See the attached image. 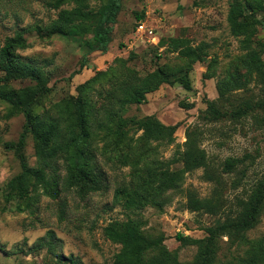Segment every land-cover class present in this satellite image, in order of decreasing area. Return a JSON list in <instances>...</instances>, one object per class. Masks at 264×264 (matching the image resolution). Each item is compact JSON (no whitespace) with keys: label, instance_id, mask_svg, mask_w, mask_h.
Returning <instances> with one entry per match:
<instances>
[{"label":"rangeland","instance_id":"374dc122","mask_svg":"<svg viewBox=\"0 0 264 264\" xmlns=\"http://www.w3.org/2000/svg\"><path fill=\"white\" fill-rule=\"evenodd\" d=\"M51 1L0 0V48L7 37L23 30L28 45L18 53L49 76L50 91L40 97L33 108L35 113H52L56 103L78 95V87L94 77L96 88L110 89L133 80L136 75L142 77L159 65L174 76L185 71L187 62L178 53L171 52L166 45L143 43L134 36L137 13H144L146 21L163 39L184 36L194 45L206 44L208 54L205 60L191 64V88L181 82L163 83L147 93L143 103L128 104L123 113L133 120L154 115L166 125H176L173 143L151 144L157 165L162 163L179 179L178 187L162 195L165 200L160 206L149 203L142 209L130 210L115 200L116 188L129 180L132 171L131 164L123 166L117 162L123 153L130 151L122 144L116 150L112 147L103 150V154L97 151L107 177L105 188L81 195L73 186L62 190L56 199L43 195L38 188L35 206L17 211L16 203L22 201L16 197L8 200L5 191L7 182L22 167L16 151L7 145L19 140L25 117L13 113L11 105L0 98V247H4L0 249V264H58L60 259L71 256L78 264H113L121 244L107 238L104 227L111 221L130 218L140 221L145 235L163 236V244L178 252L183 263L192 261L197 246L184 244L177 235L205 237V227L235 217L239 204L246 202L264 179V22L256 25L252 20H242L236 33L229 21L232 0H116L115 10L111 7L112 0H86L89 10L98 12L106 6L108 13H113L108 24L111 32L107 52L102 53L85 43L92 34L81 37L37 33L36 26L46 32L62 8L77 6L71 0L56 9L50 5ZM257 17L262 19L263 12H258ZM213 58L216 62L209 68ZM3 74L0 69V88L19 91L22 99L27 100L26 88L32 81L16 79L5 83L1 81ZM220 86L225 88L224 94ZM91 94L97 113L93 120L106 118L101 108L104 101L94 92ZM208 101L228 113L248 103L254 107L239 117L229 114L211 120L206 116ZM142 132L130 133L137 140L129 144L134 154L147 150L139 138ZM189 138L206 152V167L186 170L181 153ZM24 153L28 164L37 167L32 135L27 138ZM228 158L238 159L231 172L224 170ZM190 189L202 198L215 197L220 206L217 213L190 211L186 207V192ZM50 231L54 250L34 249L41 238H51ZM248 236L264 238V211ZM227 239L220 240L219 255L223 261L228 260L230 250ZM247 247L243 245L237 253L245 255Z\"/></svg>","mask_w":264,"mask_h":264},{"label":"trees","instance_id":"16d2710c","mask_svg":"<svg viewBox=\"0 0 264 264\" xmlns=\"http://www.w3.org/2000/svg\"><path fill=\"white\" fill-rule=\"evenodd\" d=\"M69 1L71 0H52L50 5L58 9ZM74 1L77 6L72 9L62 8L46 32L43 27L36 26L37 33L40 36L58 33L81 37L92 34V38L85 41L87 46L102 53L107 52L111 32L108 24L113 20V13H108L106 6L94 12L86 8V0ZM111 7L113 10L118 8L116 0H112ZM258 12H263L262 19L257 17ZM137 18L138 21L145 19V14L137 13ZM242 20H252L256 25L263 24L264 0H232L229 21L236 33ZM27 45L25 32L20 30L7 37L0 48V69L4 73L1 81L9 83L16 79H28L33 83L26 88L27 100L22 99L19 91L0 88V98L11 105L13 113H21L25 117L19 140L7 145L16 151L22 167V171L7 182L5 191L8 200L16 197L22 201L16 203V210L22 212L32 209L39 199L38 188L43 195L54 199L60 196L62 190L71 189L73 186H76L81 195L105 188L107 177L98 161L97 151H102L103 154V150L111 147L116 150L122 144L130 151L123 153L117 162L123 166L131 164L132 171L129 180L116 188L115 200L130 210L142 209L149 203L162 205L165 200L162 195L165 196L169 189L178 187L179 179L177 180L176 173L168 171L162 163L157 165V160L151 154V144L154 141L173 143L176 125H166L154 115L133 120L124 117L123 113L128 104L143 103L146 94L158 89L163 83L181 82L186 88H191V64L205 60L208 54L207 45H194L184 36L162 38L161 46L166 45L168 50L178 53V57L187 62L184 65L185 71L179 75L174 76L159 65L156 70L142 77L136 75L133 80L110 89L96 88L94 84L97 79L94 77L78 87V95H70L59 101L55 104L54 111L47 114L33 111L40 97L48 93L50 87L47 73L40 66L25 61L18 53L19 49H24ZM215 62L216 59L213 58L209 62V68ZM221 86L220 92L224 94L225 88ZM92 92L104 101L101 106L106 115L104 119L98 117L93 120L97 113L94 111ZM253 107L248 103L228 113L221 111L215 102L208 101L206 116L211 120L229 114L239 117L247 114ZM132 130L133 134L143 131L139 138L147 150L141 154L131 152L133 147L129 144L137 141L130 134ZM29 135L35 141L37 167H31L26 161L24 149ZM181 159L186 170L206 167L208 164L206 152L191 138L188 139L185 151L181 153ZM237 162L238 159L228 158L224 170L231 172ZM61 169L65 171L64 175ZM186 196V207L190 211L213 214L220 209L215 197L202 198L192 189L186 192ZM239 205L240 209L235 217L215 226L205 227L207 235L203 238L177 235L184 244L197 246L195 257L186 263L180 260L178 252L170 251L163 244V236L145 235L138 219L111 221L104 227V234L113 242L121 244V250L116 254L113 264H264V238L250 239L248 236L251 229L260 222L264 211V179L257 184L249 199ZM48 233L51 238H41L34 249L47 248L51 252L54 250L53 232ZM224 237L228 238L230 246L227 261H223L219 255L220 240ZM243 245L248 247L245 255L240 256L237 251ZM0 249L4 247L1 246ZM58 264H78V261L71 256L60 259Z\"/></svg>","mask_w":264,"mask_h":264},{"label":"built area","instance_id":"2783aa9c","mask_svg":"<svg viewBox=\"0 0 264 264\" xmlns=\"http://www.w3.org/2000/svg\"><path fill=\"white\" fill-rule=\"evenodd\" d=\"M134 36L137 39H141L143 43L161 47L160 43L162 37L157 33L155 28L146 21V19L137 21Z\"/></svg>","mask_w":264,"mask_h":264}]
</instances>
